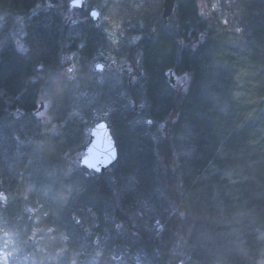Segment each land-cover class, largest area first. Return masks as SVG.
<instances>
[{
  "label": "trees",
  "instance_id": "trees-1",
  "mask_svg": "<svg viewBox=\"0 0 264 264\" xmlns=\"http://www.w3.org/2000/svg\"><path fill=\"white\" fill-rule=\"evenodd\" d=\"M163 1L87 0L80 11L71 0H0V264H215L205 210L240 219V246L222 264L264 261V0H205V10L177 0L167 20ZM102 51L130 65L123 88L90 78ZM74 53L91 89L73 85ZM172 71L190 78L186 88ZM42 98L47 120L35 113ZM80 101L118 145L103 174L78 160L89 138L72 118ZM185 127L192 154L179 169ZM86 227L109 230L107 255Z\"/></svg>",
  "mask_w": 264,
  "mask_h": 264
},
{
  "label": "rangeland",
  "instance_id": "rangeland-1",
  "mask_svg": "<svg viewBox=\"0 0 264 264\" xmlns=\"http://www.w3.org/2000/svg\"><path fill=\"white\" fill-rule=\"evenodd\" d=\"M209 6L208 3L203 0L202 1V9L205 10L206 7ZM75 8V7H74ZM102 14V13H101ZM102 18V15H101ZM24 36V30H23V26H20L18 28V32H17V40L19 42H21V39ZM71 59V64L67 66V71L69 73V75L72 78L73 81V85L76 84L78 88H88L91 89L89 87L91 86H87L85 83L80 84L81 82V76L79 73V63L76 60V55L75 53L72 54L70 56ZM92 72L90 73V78L94 81V83L97 85L99 83H105V82H112L114 86L120 88H123V83L125 81V78L129 77V72H127V69L131 72V67L128 64V62L126 61V59L124 58H120L118 59L115 55L113 54H109L107 52H99L96 54L95 58L92 61ZM98 63H102L103 69L102 70H94V66L95 64ZM133 80H135L137 78V76H131ZM175 79V84L182 86L183 88H186L190 78L188 76H174ZM95 88V87H93ZM126 92H123L122 94H125ZM91 94V90L89 91H83V96L87 97V99L89 101H92V99L94 98V94ZM92 97V99H91ZM43 99V98H42ZM44 102V101H41ZM81 102V101H80ZM79 105L76 104L74 107V110L72 112V118L76 119L78 121H80L82 124H84V126L86 127V129L88 131H90V128L94 126V124L96 122H91L90 118H86L83 116V104L82 102ZM141 108H140V113L138 114L137 120L135 122H139V121H143L144 119V112L143 110H145V102L142 101V103L140 104ZM47 110H48V105H41V108L38 112V114L40 116H42V118L47 120ZM102 110V109H101ZM101 110H100V116L101 114ZM105 110H109V107H106ZM42 113V115H41ZM106 115V114H105ZM155 125V128L157 130H159L161 133L162 128L159 129V127ZM159 133V132H158ZM158 133H156V135H158ZM192 133L189 132V130L185 127L182 129L181 133H178L176 135V138L174 140V147H175V162H176V166L177 168L180 169V166L182 165V163H184V161L186 160L187 157H189L192 154V137H191ZM197 180V179H196ZM197 198L199 199L201 196H203V192L201 190V187H199L198 191L196 192ZM0 199H2V196L0 194ZM201 200V199H199ZM204 207H207L208 204L204 203L203 204ZM203 207V208H204ZM205 210V208H204ZM34 212V211H33ZM206 213V219H199L198 223L199 225L202 223H204V226H206V230H211L208 231L210 233H207V231L205 230L204 233V238L205 239H210L212 240L214 243H212V247L211 249H213L212 251H209V253H213L212 256H215V258H218V261L215 262V264H222L219 255H222L223 258H225L228 254H230V252L234 249H237L240 245V243H238L239 241H241L240 237H236L238 235L235 234V227L236 224L240 221V219H236V218H231V219H218V218H213L211 219L210 213L207 212L205 210ZM223 212V211H222ZM224 215V214H221ZM221 226L223 228H221ZM196 227H198V224L196 225ZM226 227V228H225ZM118 261V260H116ZM260 264H264V261L261 262Z\"/></svg>",
  "mask_w": 264,
  "mask_h": 264
},
{
  "label": "water",
  "instance_id": "water-1",
  "mask_svg": "<svg viewBox=\"0 0 264 264\" xmlns=\"http://www.w3.org/2000/svg\"><path fill=\"white\" fill-rule=\"evenodd\" d=\"M177 0H164L163 1V17L167 20L173 13ZM72 7H78L81 10L86 8V0H73L71 2ZM96 12V17H91L100 23V11L97 8L91 10L90 14ZM101 66V67H97ZM103 64L98 63L96 65L97 70L103 69ZM174 72L170 73V82L175 85ZM103 125V127H101ZM112 144L113 151L115 152V158H111L108 149L109 144ZM118 158V147L116 140L111 131V125L106 120H101L90 130V137L84 146V154L79 157V162L87 169L94 170L98 173H105L108 168L115 163ZM90 165H94L95 168Z\"/></svg>",
  "mask_w": 264,
  "mask_h": 264
},
{
  "label": "flooded vegetation",
  "instance_id": "flooded-vegetation-1",
  "mask_svg": "<svg viewBox=\"0 0 264 264\" xmlns=\"http://www.w3.org/2000/svg\"><path fill=\"white\" fill-rule=\"evenodd\" d=\"M77 223L78 224H81V226H84V224L81 222L80 219H77ZM96 226V225H94ZM109 227H106V230L108 229ZM93 228L92 227H86L85 229V233H86V236L88 234V242L89 244L91 245L92 247V250L98 252V254L100 256H105V255H102V250L104 248V250L106 249V239H107V235H109V230L108 231H105L104 233L102 232H97L96 230H92ZM156 234V237H157V240H158V237H159V233H155ZM153 252H155V249H153ZM96 256V255H95ZM96 259V258H95ZM110 260V259H109ZM122 264H133V262H130V259L126 256L123 257L122 259ZM104 261H107V258L104 259ZM166 262L167 264H188L186 263V261H183V260H180L178 261V263H175L174 260H168L166 259ZM137 263L140 264V261L138 260ZM108 264H111V262H109Z\"/></svg>",
  "mask_w": 264,
  "mask_h": 264
},
{
  "label": "snow or ice",
  "instance_id": "snow-or-ice-1",
  "mask_svg": "<svg viewBox=\"0 0 264 264\" xmlns=\"http://www.w3.org/2000/svg\"><path fill=\"white\" fill-rule=\"evenodd\" d=\"M91 15L93 16V17H96L98 14L96 13V12H93V13H91ZM97 67H101V66H97ZM41 115H42V113H41ZM147 123H149V124H151L152 123V121L151 120H149V121H147ZM101 127H103V125H101ZM108 152H109V154H110V156H111V158H115V152L113 151V146H112V144L110 143L109 144V149H108ZM91 167H93V168H95V166L94 165H90ZM159 223V222H158Z\"/></svg>",
  "mask_w": 264,
  "mask_h": 264
}]
</instances>
